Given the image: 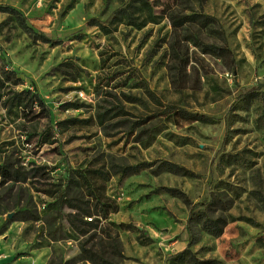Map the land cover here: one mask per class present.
Listing matches in <instances>:
<instances>
[{
	"label": "rangeland",
	"instance_id": "1",
	"mask_svg": "<svg viewBox=\"0 0 264 264\" xmlns=\"http://www.w3.org/2000/svg\"><path fill=\"white\" fill-rule=\"evenodd\" d=\"M70 1L0 0L20 8L33 29L54 40L34 38L13 13L0 11V163L26 174H0V264H83L80 243L96 241L109 227L118 233L125 257L117 258L125 264H188L169 256L188 242L189 203L153 191L163 184L194 201L211 189L234 198L220 235L198 226V256L214 264H264V0H150L149 6L73 0L71 7ZM170 8L215 15L224 37L205 27L174 28ZM193 33L228 44L235 61L204 52ZM176 38L190 58L181 87L172 81ZM23 88L39 92L50 111L40 104L11 107L8 98ZM115 104L126 112L100 123L97 113ZM181 108L213 121L188 119ZM71 117L90 120L63 121ZM165 160L194 175L161 168ZM139 161L152 165L128 175L114 171L115 164ZM66 184L68 196L82 197L84 205L101 208L91 192L95 186L119 209L79 233L67 219L72 207L65 203L62 222L55 216ZM105 238L108 253L114 252Z\"/></svg>",
	"mask_w": 264,
	"mask_h": 264
},
{
	"label": "trees",
	"instance_id": "2",
	"mask_svg": "<svg viewBox=\"0 0 264 264\" xmlns=\"http://www.w3.org/2000/svg\"><path fill=\"white\" fill-rule=\"evenodd\" d=\"M139 1L140 6H149L151 4L150 0ZM71 6H73V0L70 1V7ZM0 11H8L13 13L17 17L20 25L25 29L31 31L34 38L46 41L52 40V38L46 33L33 29L28 23L27 15L15 5L0 3ZM118 11L126 12L129 15L130 19L134 17L128 7H121L118 9ZM167 15L170 18L174 28L176 29H180L185 25L198 26L199 28L205 27L213 34L224 37L223 30L216 25L218 18L213 14L198 10H193L191 12H181L175 8H170V10H168ZM188 35L189 34H186L187 37ZM193 36L195 37L197 44L201 46L204 52L214 54L218 57H231L233 60L235 59L233 55V50L228 44L204 41L199 37L197 33H193ZM52 41L54 42V40ZM171 47L173 52L172 57L176 60L174 66L175 71L173 74L172 81L175 83L176 86L181 87L182 85H184V81L186 79V65L188 64L190 58L188 54L181 52V45L179 44V40L177 38L171 42ZM11 71L14 72V70ZM125 95L129 100L132 101L139 99L136 95ZM8 101L11 107L19 105L23 108L29 107L32 109L36 104H40L42 105L43 109L47 111V113L48 111H50V107L47 104L45 98L39 92L32 91L31 88H23L14 91L12 96L8 98ZM66 104L74 105L76 107L82 105L81 102L77 101H68ZM115 107L117 108V110L114 111ZM169 107L171 108L174 106L172 104H169ZM181 109V111L186 114L188 119H198L205 122L213 121V118L206 113L197 111L193 112L183 108ZM168 110L169 111L167 115H173L174 112H172L171 109ZM124 112H126V110L123 105L115 104V106L113 107H106L103 111L98 112L97 118L98 121L103 124L104 121L109 117ZM171 117L175 121H178L175 116ZM77 119H82L86 121L90 120L89 118L71 117L66 118L63 121L70 122L76 121ZM156 127L158 130L162 129V125L159 122L156 124ZM135 128L136 124L130 128V132L135 131ZM143 130L147 131L148 128H144ZM170 133L171 135H173V132ZM137 139H140L139 136ZM148 143H150V141H148ZM150 165H152L151 161H139L136 163H128L125 165L115 164L117 168L114 169V171L120 172L124 175H128L137 173ZM161 168L176 173L194 175V172L192 170L185 168L182 165L170 160L163 161ZM0 174L6 178L21 179L26 177L25 172H23L19 167H10L8 161L0 163ZM107 176H109L108 173ZM67 185L68 184H66V186L62 188L63 192H61L57 196V214L55 216H59V223L62 222L63 207L65 203L72 207L73 210L67 212V219L71 226L79 233H86L91 226L97 227V221L100 222L101 217L107 218L109 217L111 212L117 211L119 209V203L115 199H112L110 196L104 193H98L97 187L95 186L91 188V192L93 194V198H96L97 206L100 205L101 208L99 210L95 209L90 203L87 204L86 202V204L84 205L80 203L83 200L82 197L68 196L69 192ZM161 190H165L171 194L181 196L189 203V211L187 217L188 242L185 247L170 254V262L181 261L186 262L188 264H214V258H202L198 256L196 250L193 248V245L197 243L200 239L198 226L210 234L220 235L228 224L229 218L226 214V211L233 205L234 198L232 196H226L224 191L211 189L209 195L205 199L194 201L190 197H188L186 192L175 186L163 184L156 186L153 189V191L155 192H160ZM98 214H100V216H97ZM85 216H91V218L88 219L85 218ZM242 218L248 219L250 221H255L254 218L250 216ZM127 224L128 223L126 222H120L119 226L125 227ZM86 225H89V228L86 227ZM105 235L110 238V244L113 245L114 252L108 253V241L106 240L107 238H105ZM105 235H99L100 238H98L92 243L89 242L88 239L80 243V253L78 254V258L79 260H82L83 264H125L117 258V255L125 257V254L122 252V250L118 248V233L114 236L112 229L109 227L107 230V234Z\"/></svg>",
	"mask_w": 264,
	"mask_h": 264
}]
</instances>
